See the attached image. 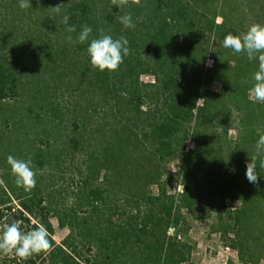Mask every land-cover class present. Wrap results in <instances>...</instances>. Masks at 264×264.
Returning <instances> with one entry per match:
<instances>
[{
    "label": "trees",
    "instance_id": "obj_1",
    "mask_svg": "<svg viewBox=\"0 0 264 264\" xmlns=\"http://www.w3.org/2000/svg\"><path fill=\"white\" fill-rule=\"evenodd\" d=\"M57 2L64 4L59 13H47L35 0L27 8L37 11L38 36L31 41L48 45V78L27 76L33 80L25 95L21 75L6 63L24 53L14 37L9 50L0 42V223L22 221L23 232L43 225L51 244L27 259L0 254V264L163 263L176 207L171 188L188 152L214 31L208 81L220 90L203 92L179 206L195 218L216 213L223 234L236 237L232 246L240 257L264 251V168L259 160L258 182L246 178L258 130L264 131V103L248 98L258 61L223 47L227 34L240 35L244 29L230 25L225 11L217 25L219 0H128L122 8L111 0ZM2 8L13 16L23 11L19 0ZM124 14H131L134 28L119 22ZM64 15L77 30L72 42ZM2 19L0 28L2 21V28L10 27L9 38L15 22ZM85 24L92 33L89 41L79 43L76 37ZM101 30L129 42L130 54L115 71L93 68L87 54ZM142 75L153 82L142 83ZM62 77L67 102L61 105L50 86L59 89L56 81ZM245 79L248 83H241ZM42 123L48 128L39 131ZM229 130H235V140L228 139ZM9 155L30 156L34 170L47 167L37 174L34 188L17 187ZM227 198L238 200L240 208L225 217L222 201ZM51 219L67 230L59 244ZM189 251L185 241L175 238L166 264H185Z\"/></svg>",
    "mask_w": 264,
    "mask_h": 264
},
{
    "label": "rangeland",
    "instance_id": "obj_2",
    "mask_svg": "<svg viewBox=\"0 0 264 264\" xmlns=\"http://www.w3.org/2000/svg\"><path fill=\"white\" fill-rule=\"evenodd\" d=\"M0 2H2L0 5V19H2V17H9V19L15 22V31L8 38L10 27L3 26L2 28V25H4V22L2 21L0 28V42L6 46L8 45L9 50L11 47L9 41H11L12 37H14V39L17 41L15 45H20V49L24 53V56L17 58L15 61H7L6 63L8 64V62H10L9 64L14 66L16 71L21 75V81L23 87L25 88V91H21V93L25 95L26 92H28L26 90L32 89L31 81L33 80H27V76L32 75V73H36L34 80H46L48 78L46 75V61L44 59L48 45L46 46L43 40H36L34 42L31 41V39H34L38 36L34 22L36 20V10L30 13L27 11V8H25L26 10L22 9V13L13 16L9 15V11L5 12L2 8V5H4L6 2H10V0H0ZM57 4V0H39V3H37V0H35V6L39 7L44 5L47 13L52 12V10L48 9L49 7H55ZM260 9H262L264 12V2L262 0H219V17L216 19V23L217 25L220 24V15L225 11L228 16L229 24L234 25L238 28V30L244 29L246 32L249 26L252 24H256L257 22L264 24V14L263 16L261 14V17H259ZM216 32L217 31H214L212 36L208 59L205 62L204 77L202 85L199 89L200 98L198 100L202 99L203 92L206 88H209L214 92H218L220 90V85L218 83L208 81V76L213 64L212 56L215 50L217 38ZM56 64L58 66L57 62ZM35 67H37L36 71H34ZM65 81L66 77H62L61 83L57 79L56 84L59 89L54 90L53 84L50 86L51 89H53V93H55V99H58L61 105L67 102V96H65V90L62 84ZM140 81L142 83H151L153 82V78L151 76L142 75L140 77ZM61 92H63V95H61ZM21 93L18 92L19 99L24 100V96ZM250 100L255 101L254 99ZM201 103L202 101L197 104L193 130L190 140L187 143L188 152L182 164V170L179 175L178 183L171 188L172 192L176 195V207L173 212L172 225L167 232L168 241L162 264H166L169 246L175 238L179 241H185L189 246L190 251L185 264H264V251L259 250L255 252L253 250L251 254L244 253L243 256L240 257L238 249L232 246L233 241L236 240V237H234L232 233L227 235L223 234L216 213H210L203 218H195L191 216L186 210L181 209L179 206L183 183L187 175L189 155L194 147L193 136L199 118ZM24 105H27V103H24ZM40 110H44L43 106L40 107ZM44 128H48V124L42 123V126L38 125L36 127V129L39 131H42ZM235 138V130H229L228 139L235 140ZM170 167L171 169L175 170V163H172ZM222 204L226 211L225 217L228 214L232 215L240 208V202L234 199L227 198L222 201ZM51 223L54 229L53 239L57 244H59L66 236L67 230L59 228L55 219H51Z\"/></svg>",
    "mask_w": 264,
    "mask_h": 264
},
{
    "label": "clouds",
    "instance_id": "obj_3",
    "mask_svg": "<svg viewBox=\"0 0 264 264\" xmlns=\"http://www.w3.org/2000/svg\"><path fill=\"white\" fill-rule=\"evenodd\" d=\"M127 3L128 0H111L112 5L121 8ZM19 7L21 9L32 7L31 0H19ZM63 7L64 4L61 3L48 9L59 13ZM118 19L125 29L135 27L131 14H124ZM68 21L69 16L64 15L62 22L66 25L65 31L69 33L67 40L72 42L71 33H75L77 30L74 25H68ZM91 33V27L87 24L82 25L76 40L79 43H85L89 41ZM128 45L129 42L126 37L121 36L114 39L110 34H105L101 30L100 36L91 39L87 48L92 67L100 71L117 70L124 58L130 54ZM223 47L231 49L234 54L246 53L250 61H258V68L251 78L249 99L264 103V25L252 24L246 32L240 35L227 34L223 40ZM241 83H248V81L245 79ZM202 100H197L196 104ZM258 136L256 152L250 155L246 162V178L250 183L258 182L259 176L256 174L258 160L259 167L264 168V131L258 130ZM7 163L15 177L17 187H23L25 191L36 186L37 174L42 175L44 171H47V167L44 170H34L30 156L27 159H22L9 155ZM21 225L22 221L19 220H13L11 223H0V254L5 256L13 254L20 259H27L33 253H40L51 247L47 229L43 225L28 232H23Z\"/></svg>",
    "mask_w": 264,
    "mask_h": 264
}]
</instances>
